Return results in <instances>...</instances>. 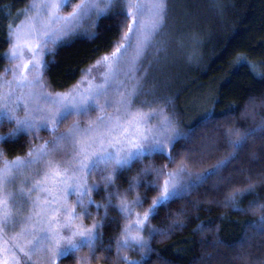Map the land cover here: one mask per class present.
Returning <instances> with one entry per match:
<instances>
[{
  "label": "snow or ice",
  "instance_id": "6c2138e0",
  "mask_svg": "<svg viewBox=\"0 0 264 264\" xmlns=\"http://www.w3.org/2000/svg\"><path fill=\"white\" fill-rule=\"evenodd\" d=\"M121 3V11L113 12V8ZM70 4L71 0H34L24 10L19 23L8 25L7 42L10 48L5 58L19 63L5 69V72L12 73L18 87L35 91L27 94L30 99L17 95L11 89L0 94V128L7 126L6 131L0 132V144L14 146L23 137H29L27 143L31 144L32 138L39 139L36 134L42 129L57 134L51 141L30 147L27 158L9 160L6 150L0 148V162L4 165L0 168V189L13 182V169L42 165L36 173L40 179H33L32 187L21 190L26 202H30L33 208V213L25 218V226L20 232L9 235L3 229L10 226L11 213L5 212L0 218V253L10 254V260H2L0 264H56L58 259H78L82 264H90L103 250L102 229L106 227L109 209L115 207L121 214L130 217L135 207H142L151 201L146 211L135 213L134 222L121 229L122 238L116 241V253L124 264H147L152 246L141 233L147 229L149 236L154 238L170 231L152 226L151 220L159 215V209L189 197L206 185L209 186L208 191L232 188L236 181L234 174L246 171L237 162L241 160L249 138L257 132H264V127L245 129L231 120L230 127H222L214 123L217 114L213 110L204 112L187 125L185 131L176 119L178 113L171 99L160 95L166 82L164 79L149 78L147 71L137 75L139 67L126 73L134 81L130 87L117 79L120 72L113 65L133 47V39L136 38L133 61L136 65L142 61L146 48L153 46L152 38L161 34L167 22L169 0H149L148 3L140 0H80L67 15H61V9ZM145 10L151 13L149 26L144 24ZM118 15H123L125 19L118 25L119 39L115 41L113 50L102 55L95 64L81 69L80 80L68 91H48L45 75L51 62L45 56L54 53L49 45L64 46L70 39L81 38L79 30L85 21L100 30L104 19ZM55 24L60 26L53 27ZM107 30L111 31V28ZM173 41L178 48L191 47L193 52L199 43L198 37L191 34L186 38L170 37L162 42L155 58L158 65L156 72L162 76H167L174 66L167 56ZM25 49L30 54L27 60ZM239 64L246 65L249 74L264 83V59L251 63L246 56H240ZM29 65L30 77L25 74ZM101 67L107 71L100 74V82H94L97 79L94 73ZM4 83L11 85L12 81L4 80ZM141 96L146 98L141 100ZM13 97L22 103L15 102ZM169 108L172 110L169 111ZM109 109L112 111L109 112ZM21 110L24 112L22 116L19 115ZM94 111L98 114L92 117ZM233 111H236L235 106L230 107L229 113ZM219 115L227 116L228 113ZM73 117L77 119H73L68 129L58 132L59 126ZM80 117L88 119L81 120ZM154 119L159 123L153 124ZM201 127L204 131L198 132ZM60 153L62 158H55ZM152 158L166 159L168 163L145 164L137 175L126 178L128 188L121 191L122 185L118 181L125 173L137 163L144 164ZM212 159L216 162L205 168L204 165ZM168 165L174 167L169 168ZM92 174L102 177L107 203L97 204L92 199L90 193L100 190V185L88 183ZM247 180L250 182L251 177ZM138 188H144V194L128 201L127 195ZM251 189L249 183L248 189L235 190L228 195L227 201L233 204L235 211H245L236 206L237 197L244 196ZM153 191L159 195L149 196ZM33 192L42 196L33 199ZM71 195L77 196L82 213L76 212L68 202ZM114 200L119 203L114 205ZM0 203L6 201L0 200ZM90 205L98 211L104 210V220L87 226L81 217H91ZM250 209L264 211V204L253 201ZM78 219L80 223H76ZM185 226L182 223L172 225ZM258 227L264 229V215L260 217ZM218 243L230 248L234 246L223 240ZM235 243L243 247L246 240L241 238ZM85 248L90 256L77 257L76 254ZM133 248L143 253L140 259L121 255L124 249ZM239 258L242 256L236 257Z\"/></svg>",
  "mask_w": 264,
  "mask_h": 264
},
{
  "label": "trees",
  "instance_id": "16d2710c",
  "mask_svg": "<svg viewBox=\"0 0 264 264\" xmlns=\"http://www.w3.org/2000/svg\"><path fill=\"white\" fill-rule=\"evenodd\" d=\"M77 2L78 0H74L72 4ZM140 2L148 3L149 0H140ZM263 3L264 0H169L167 22L161 34L152 38L153 46L146 48L142 61L136 65L133 63L136 56L134 46L136 38L133 39V47L129 48L118 62L120 72L118 80L130 87L134 81L129 79L126 73L134 67L140 69L135 73L137 75L147 71L149 78L164 79L166 82L160 95H166L171 99L178 113L176 119L180 127L187 131L186 126L189 124L183 104L195 92V83L209 76L218 75L219 72L232 76V72L227 70L231 67L234 58L244 53H239V50L245 49V42H241V34L249 20L256 26L259 19L258 6ZM121 9L122 3L112 11H121ZM124 19L123 15L106 18L102 21V29L92 27L88 33L80 31L81 38L70 39L64 46L53 45L54 53L46 56L51 62L50 69L45 75L48 85L56 91H64L75 85L81 78V69L95 64L102 55L113 50L115 41L119 39L118 25ZM151 19V13L145 10L143 15L145 26L150 25ZM108 28H111V31H108ZM96 33L98 36H94ZM190 34L196 35L199 39V43L195 45V52L191 47L178 48L173 41L168 47L167 56L174 66L169 69L167 76L156 72L158 65L155 63V58L161 43L170 37L186 38ZM1 38L3 39L0 43V55L3 56L8 49L6 34ZM254 80L253 86L246 87L248 90H227L218 96L211 109L217 114L214 123L222 127H230L229 120H231L236 122L237 126L243 125L245 129L264 127V85L258 86L260 81L256 78ZM145 98L140 97L141 100ZM231 106H235L236 111L229 113ZM171 110L169 108V111ZM221 113L228 115L221 116L219 115ZM155 123L159 121L155 119ZM66 126L67 123H64L63 127ZM0 130L6 131L7 126ZM202 131H204L203 127L198 129V132ZM41 135L45 137L50 134L44 132ZM29 139L23 137L21 142L14 146L0 144V148L6 150V157L10 159L23 156L37 140L32 138L29 144L27 143ZM149 162L158 165L168 163L166 159L160 158L146 160L144 164L137 163L118 181L122 185L121 191L128 188L126 178L137 175L138 170ZM215 162V159H212L204 167H209ZM237 163L246 171L234 174L236 181L232 188L208 191L209 186L206 185L189 197L176 200L167 207L159 209V215L151 220V224L155 228L170 229V231L165 235L150 237L152 251L148 253L147 264H229V262L264 264V229L258 227L264 211L250 209L253 201L264 204V132H257L249 138L241 160ZM168 167L174 166L168 165ZM198 170L202 169H194V171ZM247 177H251L250 182ZM89 179L91 184L100 185L99 191H92V199L97 204L107 203L104 200L102 177L99 174H92ZM249 183L252 185L251 191L237 197L236 206L245 211H235L233 204L227 201V197L232 191L248 189ZM144 191V188H138L135 192L129 193L127 199H134L137 195L142 196ZM158 195L156 191L149 193L151 197ZM150 202L142 207L148 209ZM118 203V200L113 201L114 205ZM180 209H183V212H179ZM88 210L92 213V218L98 219L97 222L104 220L103 209L98 211L94 205H90ZM105 223L106 227L102 229L103 250L97 253L98 258L90 262L124 264L116 253V241L119 240L121 229L127 223L125 215L115 207L110 208ZM174 223H182L186 226L172 227ZM241 238L246 240L243 247L235 243ZM219 240L234 246L230 248L221 245L218 243ZM121 255L140 259L143 253L133 248L124 249ZM238 255L242 258L236 259ZM76 256H90V252L85 248ZM79 262L78 259H61L60 264Z\"/></svg>",
  "mask_w": 264,
  "mask_h": 264
},
{
  "label": "rangeland",
  "instance_id": "374dc122",
  "mask_svg": "<svg viewBox=\"0 0 264 264\" xmlns=\"http://www.w3.org/2000/svg\"><path fill=\"white\" fill-rule=\"evenodd\" d=\"M74 0H71V4L69 6L63 7L61 9V15H67L70 11H72V6L75 4H72ZM34 0H0V43L2 42L1 36L7 38V32H8V25L19 23L23 19V12L25 9L28 8V5L32 4ZM39 2V0H37ZM80 0H78L77 3H79ZM258 15L259 19L256 24V26L253 25V21L249 20L247 23L246 28L244 29V32L241 34V42H245V49L239 50L241 53L240 55H237L234 60L232 61V64H230V68H228V72H232V76L226 75L224 72L217 73L218 75H212L205 79H202L201 81L195 83V92L189 97V99L185 100L183 106L185 108V111L187 113V123L191 125L194 120L198 119L204 112L211 111L213 102L218 98V96L224 92V91H234L235 89L238 90H248L246 87H251L255 83V78L253 75L249 74V68L244 65L240 66L239 64V57L240 56H246L248 58V61L251 63H256L262 59H264V3L258 6ZM30 15H34V13H29ZM258 17V16H256ZM254 19V18H253ZM59 24L53 25V27H59ZM92 26H90L89 21H85L83 23V26L80 28L79 31H83L84 33L90 32V29ZM8 49L6 52H4L3 56L0 55V94L7 93L10 89L14 91L17 95H24L25 99H30L28 97L29 91H35V89H29L27 87L21 88L18 87L17 81L14 80L13 75L11 72L6 73L5 69L11 68L14 66V64L19 63L18 61L14 62L11 60H8L5 58V53L8 52L10 48V44L7 42ZM53 45H49V47L52 48ZM242 46V45H241ZM24 56L25 59L30 58V54L27 52V50H24ZM47 56V55H46ZM45 56V59H46ZM115 68H118V63L113 65ZM238 67V68H237ZM107 71L106 68L101 67L99 68L94 75L97 77V79L94 82H100L101 76L100 74L102 72ZM25 74L29 77L31 76V65H29V68L25 70ZM117 79L118 76H117ZM4 80L12 81L11 85L5 84ZM254 81V82H253ZM263 86L264 83H258V86ZM49 86V85H48ZM71 88V87H70ZM69 88V89H70ZM56 91L51 86L48 87V91H55V92H66L68 91ZM13 100L15 101V97H13ZM17 103H22L20 101H15ZM103 103V100H101ZM43 106V105H42ZM112 109H109V112H111ZM98 113L92 112L91 116L95 117ZM19 115H24L23 110L19 112ZM73 119H77L76 117H73L72 119H69L65 121L64 123H67L66 127H63V124H61L58 128V132H64L68 129V127L71 125ZM81 120L88 119L87 117H80ZM153 124L155 123V119L152 121ZM0 132H2L0 130ZM47 132L50 135L42 136L41 133ZM57 133H52L48 130H40L36 135L39 137V139L36 140L33 146L40 145L44 141H51L55 139V135ZM50 138H49V137ZM32 146V147H33ZM20 158H27V154L23 156H18ZM9 160H12L8 157H6ZM16 158V157H15ZM57 159L62 158V153L57 154ZM4 165L2 162H0V168H3ZM42 168L41 164L33 165L31 168L28 169H13L12 170V177H14L13 182L7 183L3 189H0V200L6 201V203H0V218L3 217L5 212L11 213L10 218V226L8 228L3 229L4 233L11 234L12 232H20L21 228L25 226V218L30 216L33 213V208L30 202H26V196L21 191L22 189H27L29 187H32L31 181L33 179H40L39 176L36 175L37 171ZM25 181H28L27 183ZM88 183L91 184V180L88 177ZM41 195L39 192H33L31 194V197L34 199L36 196ZM92 197V192L90 193ZM85 200H87V197H84ZM135 199V198H134ZM134 199H127L128 201H132ZM68 202L70 205L73 206L76 212L82 213L83 209L77 204V196L71 195L68 197ZM147 209H144L143 207L137 206L134 209L133 214L130 217H127L126 214L125 218L127 220L126 225H131L132 222L136 219L135 213L142 214ZM82 222L87 225L91 226L93 223L97 222L98 219L92 218V217H81ZM81 220H77L76 223H80ZM14 225V226H13ZM145 239L149 240L150 242V236L148 230H144L141 233ZM122 238V233L120 235V238ZM8 245L6 244L5 247ZM129 259H138L132 257H128ZM35 259V258H34ZM2 260H10V254L9 253H0V261ZM61 259H58L56 261V264H60ZM78 264H82L80 261ZM90 264H95L91 263ZM98 264H104V263H98Z\"/></svg>",
  "mask_w": 264,
  "mask_h": 264
}]
</instances>
